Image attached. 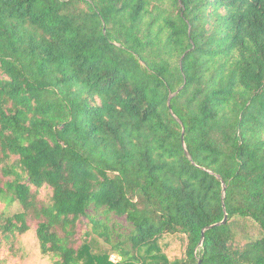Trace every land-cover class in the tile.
<instances>
[{
	"label": "trees",
	"instance_id": "obj_1",
	"mask_svg": "<svg viewBox=\"0 0 264 264\" xmlns=\"http://www.w3.org/2000/svg\"><path fill=\"white\" fill-rule=\"evenodd\" d=\"M0 204L20 259L264 264V0H0Z\"/></svg>",
	"mask_w": 264,
	"mask_h": 264
},
{
	"label": "rangeland",
	"instance_id": "obj_2",
	"mask_svg": "<svg viewBox=\"0 0 264 264\" xmlns=\"http://www.w3.org/2000/svg\"><path fill=\"white\" fill-rule=\"evenodd\" d=\"M45 192L46 191H41V195H43ZM2 207L3 206L0 204V209ZM18 209L19 208L17 204H13L12 206H10L11 212H15ZM117 221L121 225H125L124 218H117ZM28 223L30 224L31 229L21 236V242L24 248V257L22 259L17 257H12L8 254L6 249H1L0 261L2 263L0 264H52L51 260L48 257L42 256L39 252V248L34 232L37 221L33 219H29ZM247 224H249L251 227H256L250 221ZM86 228H87L86 220L82 219L77 229L76 237L78 238V242L81 241L83 237V232L85 231ZM174 245H177V242H175ZM111 259L116 260L117 258L115 256H111Z\"/></svg>",
	"mask_w": 264,
	"mask_h": 264
},
{
	"label": "water",
	"instance_id": "obj_3",
	"mask_svg": "<svg viewBox=\"0 0 264 264\" xmlns=\"http://www.w3.org/2000/svg\"><path fill=\"white\" fill-rule=\"evenodd\" d=\"M225 221H226V215L224 216L223 220H222L220 223L223 224V223H225ZM212 226H213V225H212ZM212 226H209V227H207V228H210V227H212ZM202 238H203V233H202ZM201 241H202V239H201ZM199 244H201V242H200Z\"/></svg>",
	"mask_w": 264,
	"mask_h": 264
}]
</instances>
